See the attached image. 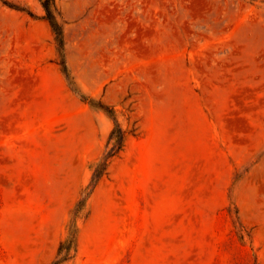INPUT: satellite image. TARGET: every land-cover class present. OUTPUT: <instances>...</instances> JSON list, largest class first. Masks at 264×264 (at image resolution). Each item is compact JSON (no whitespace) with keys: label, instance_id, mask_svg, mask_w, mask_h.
<instances>
[{"label":"rangeland","instance_id":"1","mask_svg":"<svg viewBox=\"0 0 264 264\" xmlns=\"http://www.w3.org/2000/svg\"><path fill=\"white\" fill-rule=\"evenodd\" d=\"M0 0V264H264V0ZM83 96L87 101H84Z\"/></svg>","mask_w":264,"mask_h":264},{"label":"trees","instance_id":"2","mask_svg":"<svg viewBox=\"0 0 264 264\" xmlns=\"http://www.w3.org/2000/svg\"><path fill=\"white\" fill-rule=\"evenodd\" d=\"M44 9L42 18L45 19L51 26L56 41L58 43V50L62 57V65L67 72V64L65 62V34L64 23L62 21V14L57 6L56 0H39ZM84 101H87L83 96ZM94 107L100 108L107 112L114 120V126L109 133L106 149L103 155L94 161L91 168V179L82 191V197L76 203L73 211L71 224L68 228V233L64 239L61 240L57 254L50 264H66L76 257L79 249V218H87L89 211L87 209V202L90 195L93 193L99 182L106 177L110 172V165L112 161L118 157L126 146V142L131 135H137L138 127L135 123L131 127H124L119 121L118 115L114 108H108L99 103V105L91 103Z\"/></svg>","mask_w":264,"mask_h":264}]
</instances>
